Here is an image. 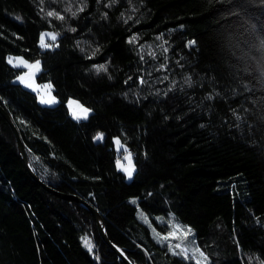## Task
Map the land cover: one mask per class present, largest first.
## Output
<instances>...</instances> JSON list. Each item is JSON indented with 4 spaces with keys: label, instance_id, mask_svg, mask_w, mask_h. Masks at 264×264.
<instances>
[{
    "label": "trees",
    "instance_id": "trees-1",
    "mask_svg": "<svg viewBox=\"0 0 264 264\" xmlns=\"http://www.w3.org/2000/svg\"><path fill=\"white\" fill-rule=\"evenodd\" d=\"M10 55L40 61L56 105L14 81ZM0 104L37 176L94 206L132 264H197L157 216L193 230L204 264H264V0H0ZM0 264H124L86 209L30 178L1 116Z\"/></svg>",
    "mask_w": 264,
    "mask_h": 264
},
{
    "label": "rangeland",
    "instance_id": "rangeland-1",
    "mask_svg": "<svg viewBox=\"0 0 264 264\" xmlns=\"http://www.w3.org/2000/svg\"><path fill=\"white\" fill-rule=\"evenodd\" d=\"M48 33L56 35V38H57V34L50 31H43L41 33V34H45L44 36L45 43L51 45L50 47H53L55 45L56 39L52 40L51 36L47 35ZM39 44L41 46V38ZM9 58H12V63H9ZM37 61L39 60L29 62L20 56H13V55L7 57V62L12 67L24 69V71L21 74H19L14 81L16 83L21 84L26 89L34 92L37 95V100L39 104L45 106H54L58 103V99L53 95L52 85L48 82L38 83L36 82L35 79L36 75L41 70L40 61L38 67H29V65H35ZM66 105L71 117L75 120H85L91 113V109L85 107L78 100L73 98H69L66 102ZM82 109H88L89 111L87 112L86 115H83ZM77 116H79L80 118H77ZM117 141H119V144L117 143ZM113 146L117 154L116 168L124 173L127 181H130L135 172L133 153L130 150H128L117 137L113 138ZM126 157H130V158H126ZM125 169H130L132 175L129 176L127 171H125ZM156 220L159 222L164 221L167 224V229L165 228V233L160 235L159 240H161L166 245H168L170 251L173 254L182 253V250H186L187 258L192 259L194 261H199L200 264L205 263V257H204L205 254L198 245L196 237L193 236L194 232L190 227L184 226L179 222L174 221L173 219H167V218H165L164 220L160 219L159 216L156 217ZM165 237H167V239H165ZM177 245H179V247H177ZM201 253H203V255H201ZM179 255L185 257L184 253Z\"/></svg>",
    "mask_w": 264,
    "mask_h": 264
},
{
    "label": "water",
    "instance_id": "water-1",
    "mask_svg": "<svg viewBox=\"0 0 264 264\" xmlns=\"http://www.w3.org/2000/svg\"><path fill=\"white\" fill-rule=\"evenodd\" d=\"M0 116L6 121L8 126L10 127L15 143L16 148L19 154V157L26 169L27 174L30 176V178L37 183L41 188H43L46 192L60 198L63 200H69V201H75L79 203L84 209H86L91 216H93L96 224V228L98 231V234L103 241V243L116 255L119 261L123 262L124 264H132L130 260L126 257V255L121 251L113 242H111L108 238V235L106 233L105 223L104 219L101 215V213L91 204H89L85 199L82 197L76 195V194H67L63 193L46 183H44L41 179L38 178L37 174L33 171L29 159L26 154L25 146L23 143V140L20 136L19 130L11 116V114L0 104ZM98 135V134H97ZM97 135L93 138V142L95 144H103L105 135H103L102 139H96Z\"/></svg>",
    "mask_w": 264,
    "mask_h": 264
},
{
    "label": "snow or ice",
    "instance_id": "snow-or-ice-1",
    "mask_svg": "<svg viewBox=\"0 0 264 264\" xmlns=\"http://www.w3.org/2000/svg\"><path fill=\"white\" fill-rule=\"evenodd\" d=\"M80 10L82 11L83 9L81 8ZM69 11H71V9H69ZM75 14L76 13H73V15H75ZM47 15L48 16H57V18L63 19L62 16H60L58 13H55V12H48ZM72 30L75 31V29H72ZM47 35L51 36V39L52 40H55L56 39V35H54V34L48 33ZM44 36H45V34H41V46L42 47H45V48L50 47L51 45L45 43ZM9 63H12V58H9ZM38 65H39V61H37L35 65H29V67H38ZM96 67H97V70L98 71L101 70V69H103V70L106 71V68H105L104 65H100V66H96ZM48 102H51V101H48ZM88 111H89L88 109H82V114L83 115H86ZM77 118H80V117L77 116ZM102 137H103V134L101 133V134H98L97 135L96 139H102ZM117 143L119 144V141H117ZM126 158H130V157H126ZM125 171H127V173H128L129 176L132 175V172H131L130 169H125ZM189 231H191V230H189ZM165 239H167V237H165ZM86 243H89V242L86 241ZM89 247H91L90 244H89ZM177 247H179V245H177ZM182 253H184L185 254V258H187L186 250H182ZM182 253H174V254H182ZM201 255H203V253H201ZM197 264H200V262L197 261Z\"/></svg>",
    "mask_w": 264,
    "mask_h": 264
},
{
    "label": "bare ground",
    "instance_id": "bare-ground-1",
    "mask_svg": "<svg viewBox=\"0 0 264 264\" xmlns=\"http://www.w3.org/2000/svg\"><path fill=\"white\" fill-rule=\"evenodd\" d=\"M104 135V134H103ZM27 154V153H26ZM28 157V156H27ZM29 159V158H28ZM30 162V161H29ZM31 165V164H30ZM36 174V173H35ZM39 178V177H38ZM40 179V178H39Z\"/></svg>",
    "mask_w": 264,
    "mask_h": 264
}]
</instances>
